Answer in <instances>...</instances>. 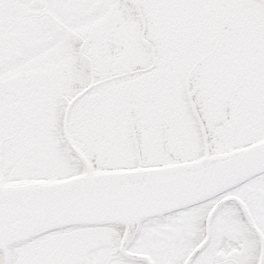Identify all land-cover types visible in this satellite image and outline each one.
I'll list each match as a JSON object with an SVG mask.
<instances>
[{"label":"snow or ice","instance_id":"1","mask_svg":"<svg viewBox=\"0 0 264 264\" xmlns=\"http://www.w3.org/2000/svg\"><path fill=\"white\" fill-rule=\"evenodd\" d=\"M0 264H264V0H0Z\"/></svg>","mask_w":264,"mask_h":264}]
</instances>
